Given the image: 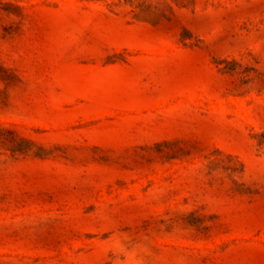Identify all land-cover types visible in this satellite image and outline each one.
Here are the masks:
<instances>
[{
    "label": "rangeland",
    "instance_id": "374dc122",
    "mask_svg": "<svg viewBox=\"0 0 264 264\" xmlns=\"http://www.w3.org/2000/svg\"><path fill=\"white\" fill-rule=\"evenodd\" d=\"M0 264H264V0H0Z\"/></svg>",
    "mask_w": 264,
    "mask_h": 264
}]
</instances>
